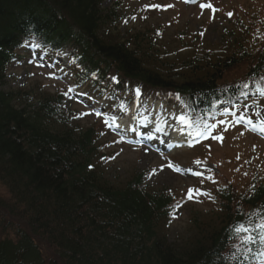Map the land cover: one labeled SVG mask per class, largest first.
<instances>
[{"label": "trees", "instance_id": "obj_1", "mask_svg": "<svg viewBox=\"0 0 264 264\" xmlns=\"http://www.w3.org/2000/svg\"><path fill=\"white\" fill-rule=\"evenodd\" d=\"M107 1L0 0V184L9 194L0 195V264H47L38 239L52 250L48 264H254L251 256L231 258L229 237L235 223L264 214V182L250 194L220 187L212 211L194 215L186 236L170 240V192L142 188L144 172L109 180L97 162L99 132L75 123L61 108L63 96L6 88L17 50L36 41L66 48L81 68L72 84L96 95L127 91L119 74L187 98L205 117L239 91L220 81L251 57L243 44L238 52L174 60L159 28L116 32L123 0ZM259 55L252 76L264 67Z\"/></svg>", "mask_w": 264, "mask_h": 264}, {"label": "rangeland", "instance_id": "obj_2", "mask_svg": "<svg viewBox=\"0 0 264 264\" xmlns=\"http://www.w3.org/2000/svg\"><path fill=\"white\" fill-rule=\"evenodd\" d=\"M112 2L108 0L106 5ZM202 4H210L212 7H201ZM122 8L121 12L124 11L125 17L116 32L134 34L136 30H149L152 33L159 28L161 44L170 48V56L174 60L196 55L203 58L206 51L213 56L238 52L239 45L243 44L247 51H251V57L233 66L220 81L222 87H231L233 84L239 87L236 99L230 101L229 105L225 103L224 109L219 113L214 111L203 117L199 112L188 110L191 102L187 98L168 90H154L115 74L123 80L127 89L119 94L124 93V96L136 102L130 107L119 98L109 97L111 101L108 99V105L103 106L94 102L96 99L90 101L91 96L88 98L83 89L73 88L71 85L72 72L75 71L69 63L72 58L68 57L66 49L55 53L48 47L42 49L40 45L37 47L38 44L30 42L25 43L18 53L23 58L10 66L6 88L63 96L62 110L70 113L75 123L84 127L95 126L99 132L101 149L97 162L101 164L100 167L109 180L123 183L135 174L144 172L142 188L150 191L165 190L174 196L172 213H176V218L171 216L172 223L167 228V233L170 240L177 241L188 233L189 223L194 215L212 211L216 206L215 191L220 187L231 186L238 194H250L254 185L264 182V132L260 130V121L264 120V67L257 76L248 73L254 68L256 61H260L259 54L264 52V0H123ZM228 13L232 15L229 16ZM116 32L112 31L113 34ZM113 77L116 79L110 82L111 85L118 78ZM245 84L247 87H244ZM250 85L256 86V89L250 92ZM136 89L140 90L139 95ZM86 98L88 102L93 101L94 107ZM149 99L163 104L161 123L174 125L175 121H179L177 118L180 115H186L201 127L204 122L216 123L217 127L212 130L211 135L196 136L194 128L181 124L194 138H189V143L183 146L170 149L161 146L158 149L138 137L133 136L134 140H127L104 123L107 120L104 110L107 109H125L134 114L139 110L135 114L139 119L148 118L149 113L157 115L153 111L155 106L148 105ZM100 108L104 110L101 111ZM93 110L103 115L97 116ZM241 116L251 118L252 123H248L247 119L237 123ZM220 120L226 123L219 124ZM214 136H222V141L213 139ZM196 160L202 163H194ZM169 162L181 171L168 168ZM162 166L163 171H160ZM152 169H157V173L149 178L148 173ZM196 172H203L204 175H195ZM208 175L214 176L215 183L207 179ZM189 188L209 192L214 199L199 196L198 201H189L185 196ZM0 195L9 196L7 188L1 184ZM178 203L182 205L180 208H176ZM5 235L13 236V232L8 231ZM38 241L46 250L48 264L51 256L47 254H51L52 250L46 247L43 240ZM231 249L235 251L233 247Z\"/></svg>", "mask_w": 264, "mask_h": 264}, {"label": "snow or ice", "instance_id": "obj_3", "mask_svg": "<svg viewBox=\"0 0 264 264\" xmlns=\"http://www.w3.org/2000/svg\"><path fill=\"white\" fill-rule=\"evenodd\" d=\"M192 2H195V0H192ZM152 7H159L158 5H152ZM201 7H212L210 4L204 5L202 4ZM215 11V9H213ZM229 16L232 15V13H228ZM39 47V45H37ZM50 75H54L51 74ZM113 79H116L113 77ZM244 87H247L245 84ZM69 91H72V89H69ZM137 95L140 94V90L136 89ZM67 95V93H65ZM94 111V114L97 116L103 115V113L99 111ZM82 115H87V113H82ZM179 122L182 125H186L188 127L195 129V135L196 136H204L205 134L211 135L212 130L217 127L216 123H207L204 122V126L201 127L199 124H197L192 117L186 116V115H180L178 118ZM247 119L248 123H252L251 118H246L241 116L237 123L240 122V120ZM104 123L111 127V124L108 120H105ZM219 124H224L226 121L220 120L218 121ZM119 126V125H117ZM159 130V129H158ZM260 130L264 132V120L260 121ZM151 137V134H149V138ZM213 139L221 140L222 136H214ZM147 151V149H145ZM113 159L115 157H112ZM239 159V157H237ZM196 164H201L202 162L200 160L194 161ZM89 167H92V165H89ZM168 168L173 169L174 171H181L179 167L174 165L173 163L169 162L167 165ZM160 171H163V166L160 168ZM188 171H191L189 169ZM210 171V169H209ZM157 173V169H152L150 173H148L149 178L154 176ZM198 176H203V172H196L194 173ZM247 175V173H245ZM207 179L212 180L215 183V178L213 175H208ZM186 199L189 201L197 200L199 196H206L209 199H214L212 197L211 193L202 191L199 188H189L185 194ZM182 205L177 204L176 208H180ZM173 218H176V213H172ZM230 240H233L232 247L235 249L234 252L231 254L232 259H238L237 254L243 256L244 260H247L250 256L257 260L258 264H264V214L259 215L255 220H253L251 217H249L247 220H242L240 222L235 223L231 226V235ZM241 264H243V261H241Z\"/></svg>", "mask_w": 264, "mask_h": 264}, {"label": "bare ground", "instance_id": "obj_4", "mask_svg": "<svg viewBox=\"0 0 264 264\" xmlns=\"http://www.w3.org/2000/svg\"><path fill=\"white\" fill-rule=\"evenodd\" d=\"M167 136H168V134H165V137H163L165 140H167L166 138H167ZM173 142H174V140H172Z\"/></svg>", "mask_w": 264, "mask_h": 264}]
</instances>
